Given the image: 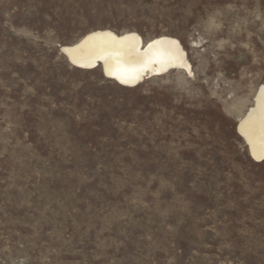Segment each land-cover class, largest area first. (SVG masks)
I'll list each match as a JSON object with an SVG mask.
<instances>
[{"label": "rangeland", "instance_id": "374dc122", "mask_svg": "<svg viewBox=\"0 0 264 264\" xmlns=\"http://www.w3.org/2000/svg\"><path fill=\"white\" fill-rule=\"evenodd\" d=\"M167 34L193 73L72 65L91 30ZM264 0H0V264H264Z\"/></svg>", "mask_w": 264, "mask_h": 264}, {"label": "bare ground", "instance_id": "6f19581e", "mask_svg": "<svg viewBox=\"0 0 264 264\" xmlns=\"http://www.w3.org/2000/svg\"><path fill=\"white\" fill-rule=\"evenodd\" d=\"M70 63L81 69L102 68L104 74L123 86L135 87L146 78L181 70L193 73L189 53L183 42L172 35L145 39L135 30L121 33L95 29L76 42L62 45ZM251 157L264 161V84L257 89L252 105L238 120Z\"/></svg>", "mask_w": 264, "mask_h": 264}]
</instances>
